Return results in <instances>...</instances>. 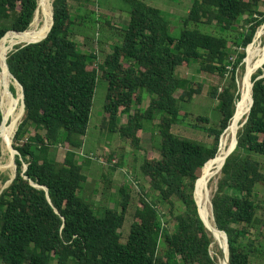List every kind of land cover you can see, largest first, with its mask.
<instances>
[{"label": "trees", "instance_id": "1", "mask_svg": "<svg viewBox=\"0 0 264 264\" xmlns=\"http://www.w3.org/2000/svg\"><path fill=\"white\" fill-rule=\"evenodd\" d=\"M38 1L0 0V40L4 37L0 47L31 27ZM123 1L129 6V24L119 28L122 43L115 44L103 62H96L98 55L85 52L75 40L79 16L74 17L71 0L53 1L54 23L50 30L51 21L47 37L43 39L45 33L8 54L9 69L23 86L25 112L13 143L18 151L17 175L0 194L3 264H52L54 260L56 264L221 263L211 253L217 235L205 225L196 199L200 185L202 189L206 185V168L218 153L220 158L241 100L237 72L245 70L258 29L264 25L260 9L264 0H193L178 38L170 35L169 21L161 9L142 0ZM50 12L51 7L47 26ZM79 20L84 24L86 17ZM207 26H215L217 33L205 31ZM10 33L16 36L7 35ZM193 62L218 80L209 91L219 101L218 125H195L213 138L212 143L173 131L187 114L181 113L182 102L202 93L201 83L189 74H179L180 68H190ZM99 75L108 81L106 129L140 148L141 134L158 120L161 137L160 157H145L141 165L158 195L150 199L146 191L140 193V206L126 242L121 240L120 229L130 203L129 185L120 188L121 209L105 208L101 215L81 196L88 177L77 156L88 133ZM251 77L253 105L251 99V110L245 115L248 119L236 135L237 147L234 139L235 150L224 161L212 197V221L228 236L230 264H251V255L264 251V234L253 238L252 233V228L261 225L256 191L264 187V164L256 158L264 156V57ZM11 91L16 95L13 86ZM146 96L150 97L147 106ZM17 98L11 95L13 101ZM2 110L0 107V127ZM122 115H127L125 123L119 122ZM199 119L210 122L208 116ZM0 134L3 136V127ZM2 143L0 137V159ZM62 145L67 151L59 161L52 152ZM7 155L9 171L10 153ZM11 164L14 166L12 155ZM2 178L5 183L9 180ZM174 197L183 205L182 212H177ZM160 203L169 205L173 227L163 221ZM200 206L204 217L205 209ZM245 237H250L247 243Z\"/></svg>", "mask_w": 264, "mask_h": 264}, {"label": "rangeland", "instance_id": "2", "mask_svg": "<svg viewBox=\"0 0 264 264\" xmlns=\"http://www.w3.org/2000/svg\"><path fill=\"white\" fill-rule=\"evenodd\" d=\"M53 1L54 0L49 1V6L51 5V3H53ZM142 1L148 5L161 9L163 11V15L169 21L170 35L174 38L180 37L183 29V19L188 16L193 5V0ZM71 5L74 17L78 18L79 16L76 21L78 23L74 26L73 36L75 40L78 42L80 48L85 52H94L98 55L96 62H103L106 56L112 52L114 45L122 43V38L119 34V28H126L129 24V6L123 0H71ZM260 9L264 11V6ZM82 17H86V22L84 24H81L79 20ZM41 18L43 19L42 14ZM204 30L217 33V28L215 26H207L204 28ZM256 36V46L263 45L264 25H262L258 29ZM21 44L15 45L11 50H9V52L14 50L16 46ZM9 52L7 46L2 47L0 49V59L9 54ZM257 66L258 63L256 64V67L253 69L250 75L251 86V76L257 69ZM244 72V69H239L237 72V80L241 96V100L237 104L238 108L241 104V101L244 99V93L241 90V81L244 76ZM179 74H189L192 77L193 81L196 83H201L203 85V88L202 93L195 94L193 98L182 102L181 113L187 114L180 123L174 126L173 131L181 137H188L207 143H212L213 138L209 137L205 131L199 129L198 126L195 125H218L220 118L219 101L209 96L210 87L218 80L210 77L208 73L201 70L199 63L197 62H193L190 68H180ZM0 85H2L4 88V94H0V106L3 109V113L5 114L6 119V124L5 126H3V141L5 139H8L13 133L10 143V145H12L13 147L14 136L18 129L19 123L23 118V105L22 101L19 99L17 85L11 81H8V77L2 69L0 70ZM12 86L16 89V95H12L10 92ZM107 92L108 81L104 77H102V75H99L88 133L84 138V146L77 156V160L84 164V174L88 177L87 182L84 184V187L81 191V196L84 195L85 198L87 197L93 203L95 211L101 215L104 212L105 208L111 207L121 209L120 201L122 199V195L120 192V188L125 185H129V192L131 197L130 203L126 213L124 225L120 229L121 240L123 242H126L128 240L133 221L136 219V209L138 208V206H140V193L146 191L149 194L150 199H155L158 195V193L150 187L149 178L142 173L141 165L145 157H160L159 144L161 142V137H159L158 135V127L156 125L158 123V120L155 121V125H152V128L149 126L148 129L144 131L143 134H141L142 141L140 148H136L135 146H133L130 140L123 138L119 133H112L109 131V129L107 130L106 128L108 127H105V120L107 117V113L105 112ZM180 93L181 92H178L177 94L179 95ZM11 95L15 98H17L18 96L17 100L13 101L11 99ZM149 102L150 97L146 96L144 105L147 106ZM199 116H208L210 118V122L208 124L203 122L199 119ZM245 119L237 123L235 127V137L238 133V130L240 129V124H242ZM126 121L127 115H122L119 119L120 123H125ZM15 124L16 127L14 129L13 126ZM31 132L34 133L33 128L31 129ZM66 151L67 150L64 145L58 146L52 152V156H54L59 161H63L66 155ZM9 152L10 167L12 170L14 167L13 171H7L8 164H6L5 170H2V165L5 161H7L6 155ZM16 154L17 152L14 151L11 147L6 152L3 148V154L0 159V176H7L9 177V180L12 176L14 177L15 171L17 169V164L16 166L15 164L14 166H12L11 155H14L15 159ZM256 158L261 160L264 164L263 155H257ZM113 164L117 165V167H114ZM26 166L27 165H24V168H26ZM205 174L207 178V170ZM220 176L221 171L211 178L208 186L212 214V197L217 190V183ZM2 177H0V192L6 189L9 185V180L7 181V183H5ZM204 189L205 187L202 190ZM260 190V192L264 194V187H260ZM260 196H262V194H260ZM173 199L177 202V212H182L184 210L183 205L177 200L176 197H174ZM198 201L205 208L206 199L201 197V192L199 193ZM158 207L161 213L164 215L163 221H168L169 225L173 227L175 221L170 217L168 209L169 205L160 203ZM257 235L258 233L256 234V236ZM249 238L245 237L243 239V242L247 243ZM220 243L224 248V244L221 241ZM220 243L214 236V242L211 246V253L213 256L218 257L219 263L224 257V252H222ZM262 243H264V237L262 238ZM0 264H3L1 259ZM52 264H56V261L54 260ZM251 264H264V251L259 254H252Z\"/></svg>", "mask_w": 264, "mask_h": 264}, {"label": "bare ground", "instance_id": "3", "mask_svg": "<svg viewBox=\"0 0 264 264\" xmlns=\"http://www.w3.org/2000/svg\"><path fill=\"white\" fill-rule=\"evenodd\" d=\"M49 1L50 0H39V11H38V13L36 14V16L34 18V21L32 23L31 28L26 30V33H24L25 32L24 31L23 32L24 34L23 33L20 34L21 36L18 35L15 39H13L12 41H10L7 44L3 45L2 47L7 46L8 52H9V50H11L17 44L33 42L37 38L42 37L46 32L48 33L49 25H50V23L52 21V18H53V3H51L52 5L49 6ZM50 7H51L50 20H49V23H48V26H47ZM41 14L43 15V19L41 18ZM47 33L45 34V36L47 35ZM7 35H13V34L10 33V34H7ZM13 36H16V35H13ZM2 47H0V49ZM263 49H264V44L263 45H259V46H255L254 50L252 51L251 59H250L249 63L247 64L246 68H245L244 76H243L242 81H241V90L244 93V99L241 101V104H240L236 114L234 115V118L232 119V123L229 126L230 128L228 130L227 139H226V141L224 143L223 151H222V153L220 155V158L219 159L217 158V156L219 154L218 153L217 156L215 157V159L217 158L218 161L215 164H212L215 161V159H214V161L210 164V166L206 168L207 169V178H206V174H205V179H206L205 189L201 190L202 187L200 185V188H199V191H198V194H197V200L199 198V193L200 192H201V197L206 199L205 208H204L205 209L204 218H206L205 220H207L208 226H209L210 230L212 231L213 235H215V234L217 235V239L220 240L224 244V247H226V245H225L224 240L222 239L221 235L224 238H225V235L218 230V227L216 226L215 222L214 223L212 222V218L214 216L212 214V217H211V206H210V200H209L210 199V197H209L210 195H209V187L208 186H209V182H210L211 178L214 177L217 173H219L221 171V168H222V166L224 164V161H225V159H226V157H227V155L229 153V150L231 152V149L233 148V145H234V142H235L234 138L236 139V137H235L236 128L235 127H236L237 123L244 119L246 113L248 112L247 110L250 111V108H251L250 101L252 99V88H253V83H252V86L250 85V75H251V72L253 71V69L256 67V64L259 63L260 59L264 56ZM7 55L5 57H3L2 59H0V70L2 69L4 71V73L8 77V81H11V82H13V83H15L17 85L18 95H19V91L21 89V86L16 83L14 78L13 79L11 78L13 76L7 70V67H6V64H5V59H6ZM250 92H251V98L249 97L250 96ZM0 94L1 95L4 94V88H3L2 85H0ZM20 96H21V99H22V90L20 92ZM248 107H249V109H248ZM13 127L15 129L16 124ZM239 127H241V124H240ZM3 135H4V131H3ZM12 135H13V133L10 135V137L8 139H5L3 141V148H4L5 152L10 148L9 144L11 143V136ZM221 140H222V138H221ZM232 143H233V145H232ZM231 145H232V147H231ZM230 147H231V149H230ZM10 152H11V149H10ZM219 152H220V150H219ZM12 156H14V155H12ZM6 164H8V166H9V158L8 157H7V161H5L3 163V165H2V170H5ZM13 170H14V167H13ZM205 179H204V181H205ZM201 182H202V179H201ZM218 182H219V180H218ZM203 184H204V182H203ZM201 211H202V209H201ZM202 213H203V211H202ZM208 213H209V216H208ZM227 255L228 254H227V250H226V253L224 252V257L222 258L220 264H222V263L223 264H228Z\"/></svg>", "mask_w": 264, "mask_h": 264}, {"label": "water", "instance_id": "4", "mask_svg": "<svg viewBox=\"0 0 264 264\" xmlns=\"http://www.w3.org/2000/svg\"><path fill=\"white\" fill-rule=\"evenodd\" d=\"M38 11H39V1H38V8H37V10H36V14L38 13ZM36 16V15H35ZM34 21V20H33ZM33 23V22H32ZM32 23H31V25H32ZM53 23H54V10H53V18H52V25H51V28H50V30L52 29V26H53ZM15 32H17V31H15ZM50 32V31H49ZM48 32V33H49ZM48 35V34H47ZM47 35L45 36V37H47ZM44 37V38H45ZM43 38V39H44ZM43 39H41V40H43ZM41 40H39V41H41ZM39 41H35V42H39ZM29 43H34V42H29ZM28 44V43H27ZM7 58H8V55H7V57H6V59H5V64H6V67H7V70H8V72L13 76V78L15 79V81H16V83L17 84H19L20 86H21V90H22V105H23V108H22V111H23V113H22V116L24 115V112H25V96H24V90H23V86L20 84V82L15 78V76L11 73V71H10V69H9V66H8V63H7ZM253 85H254V82H253ZM11 92V94L12 95H15L12 91H10ZM252 93H253V88H252ZM253 101H254V99H253V94H252V105H253ZM252 105H251V107H252ZM251 110V109H250ZM3 111V110H2ZM250 112V111H249ZM4 114V113H3ZM249 114V113H248ZM247 119H248V115H247V117H246V119H245V121L241 124V126H243L245 123H246V121H247ZM5 124H6V119H5V114H4V120H3V123H2V125H1V127H0V129L3 127V126H5ZM229 128V127H228ZM227 128V129H228ZM226 129V130H227ZM226 132V131H225ZM224 132V133H225ZM0 137L3 139V136H2V134H0ZM237 144H238V139L236 138V145H235V148L237 147ZM220 145H221V143H220ZM9 146L14 150V151H16L17 153H18V151L17 150H15L13 147H12V145H10L9 144ZM221 147V146H220ZM235 148L228 154V156L235 150ZM2 152H3V143H2ZM227 156V157H228ZM210 161V160H209ZM208 161V162H209ZM207 162V163H208ZM226 162V161H225ZM206 163V164H207ZM14 164H15V166H16V162H15V159H14ZM205 164V165H206ZM225 164V163H224ZM224 164H223V166H224ZM223 166H222V168H223ZM17 168V167H16ZM222 168H221V170H222ZM27 169V166H26V168H24V170H26ZM16 175H17V169H16V171H15V174H14V177L13 178H11L10 180H9V185L12 183V181L14 180V178L16 177ZM200 179V178H199ZM198 179V180H199ZM198 180H197V183H198ZM7 183V182H6ZM197 183H196V187H195V192H196V190H197ZM8 185V186H9ZM7 186V187H8ZM37 186V185H36ZM3 191H1L0 192V194L2 193ZM195 199H196V194H195ZM196 201H197V199H196ZM197 204H198V207H199V212H200V215H201V217H202V219H203V221H204V223H205V225L208 227V229H209V226H208V222H207V220H205V218L202 216V214H201V208H200V204H199V202L197 201ZM214 216V215H213ZM219 229V228H218ZM210 230V229H209ZM219 231L220 232H224V234H225V242H226V247L225 248H223L222 247V245H221V243H220V240H218L219 241V243H220V245H221V249H222V252H225L226 253V250H227V260H228V264H230V261H229V242H228V236H227V234H226V232L225 231H223V230H220L219 229ZM217 240V239H216Z\"/></svg>", "mask_w": 264, "mask_h": 264}, {"label": "crops", "instance_id": "5", "mask_svg": "<svg viewBox=\"0 0 264 264\" xmlns=\"http://www.w3.org/2000/svg\"><path fill=\"white\" fill-rule=\"evenodd\" d=\"M261 190L260 189H257V194L255 196L256 198V201L257 202H260L261 204V207L259 208V211H258V219H259V222H260V226L258 228H252V232H253V238L256 236V234H260V233H263L264 234V194L262 192H260ZM262 194V196H260V194Z\"/></svg>", "mask_w": 264, "mask_h": 264}, {"label": "built area", "instance_id": "6", "mask_svg": "<svg viewBox=\"0 0 264 264\" xmlns=\"http://www.w3.org/2000/svg\"><path fill=\"white\" fill-rule=\"evenodd\" d=\"M1 107V106H0Z\"/></svg>", "mask_w": 264, "mask_h": 264}]
</instances>
